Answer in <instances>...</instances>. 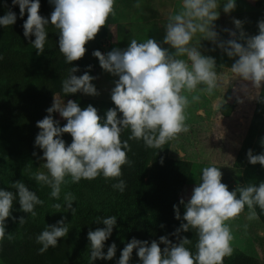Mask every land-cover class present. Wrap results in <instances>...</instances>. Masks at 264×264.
Masks as SVG:
<instances>
[{
    "label": "clouds",
    "instance_id": "clouds-1",
    "mask_svg": "<svg viewBox=\"0 0 264 264\" xmlns=\"http://www.w3.org/2000/svg\"><path fill=\"white\" fill-rule=\"evenodd\" d=\"M50 3L54 4L50 23L59 32V51L69 64L85 56L86 45L108 24L109 18L116 15V0H50ZM12 5L19 6L21 18L27 13L24 36L30 41L35 36L31 44L38 54L43 53L49 19L40 14V0H12ZM220 5L219 0H182L179 10L168 18L163 41L148 38L138 42L132 39L126 49L117 47L107 54L94 51L92 54L98 58L101 68L119 77L111 91L115 107L107 110L106 118L91 104L86 108H81L74 100L61 104L55 95L53 105L47 109L49 115L37 121L40 131L35 138V145L43 150L41 159L50 175L44 172L33 174L37 182L51 188V197L60 199L61 186L68 182L67 177L72 183H79L82 179L91 181L100 175L112 179L121 177L122 167L131 164L127 156L131 151L129 140L142 139L148 148L163 149L166 143L189 131L187 109L192 102L200 100V95L195 93L211 94L224 83L218 74L215 58L203 55L193 43L197 34L217 44L228 57H238L230 68L231 73L250 82L251 89L248 85L243 89L250 98H254L251 96L253 90L258 95L264 85V20L258 23L259 33L249 36L243 30V22L234 19L239 35L224 29L233 38L222 41L214 23L220 16ZM135 6L141 7L139 2ZM235 8L236 0H226L223 4L225 13ZM16 21L17 15L11 9L0 16V25L5 28ZM164 44L170 45L174 51L165 48ZM88 67L91 69L92 66ZM79 70L78 67L68 69L62 81V92L99 95L92 83L97 77L90 75L89 71L75 75ZM201 85L204 87L200 88ZM56 112L67 121L64 126L53 118L52 114ZM128 129L131 135L122 140V133ZM65 133L72 137L70 144L62 138ZM261 144L264 146V139ZM247 157L251 164L264 166V153L253 154L249 149ZM222 176L219 167L203 168L201 180L190 199L185 202L182 198L179 202L185 208L183 217L179 205H173L175 218L186 221L169 234L176 237L175 243L168 235L150 243L133 238L123 248L117 264H130L134 250H137L142 264H224L225 257L233 253L234 235L228 222L238 218L246 206L247 219L258 218L256 206L264 211V182L259 186L238 184L230 191L222 182ZM112 186L124 192L126 182L120 179ZM11 187L16 191L0 189V245L6 238L7 219L17 220L12 215L15 200L18 199L20 210L32 217L37 215L35 207L44 204L23 181L14 182ZM75 199L71 192L65 193L63 205L56 203L52 207L57 210L64 207L65 212L70 210L74 216ZM18 222L23 224L26 219L21 216ZM96 223L105 227L88 232L91 264L98 258L112 260L117 251L113 242L104 252L105 242L117 225V217H98ZM190 229L195 230L198 237L195 252L188 247L192 241L181 235ZM68 233L66 216L55 225H48L36 237V242L42 245L39 252L43 254L49 247H56L60 238ZM7 239H12L11 235ZM161 244L166 246L161 248Z\"/></svg>",
    "mask_w": 264,
    "mask_h": 264
},
{
    "label": "rangeland",
    "instance_id": "rangeland-1",
    "mask_svg": "<svg viewBox=\"0 0 264 264\" xmlns=\"http://www.w3.org/2000/svg\"><path fill=\"white\" fill-rule=\"evenodd\" d=\"M137 2L140 3V8L135 6ZM225 2L226 0H219L221 4L218 9L220 16L214 22L220 40L226 41L233 38L224 29H229L239 35V29L233 22L234 19L243 22V30L247 35L253 36L259 33L258 23L264 20V9L257 7L254 0H236V8L230 13H225L223 11ZM181 3L182 0H116L115 17H110L108 24L101 29L94 40L86 45L85 56L74 61L83 68L78 74L79 76L83 75L85 71H89L90 75L97 77L92 83L100 93L97 96L81 93L82 100L76 101L81 108H86L91 104L98 109L102 116L106 107L115 106L111 100V91L115 87L114 82L119 77L103 70L98 58L94 57L92 53L99 50L107 54L117 47L126 49L132 39H136L138 42H144L148 38L163 41L168 18L179 10ZM241 42L243 43V41ZM193 43L200 48L203 55L215 58L218 74L224 83L211 94L200 91L195 93L200 95V100L192 102L187 109L186 124L189 131L179 134L176 139L163 146L168 157L186 163L185 184L181 193L183 198L191 197L194 187L201 180L202 169L205 167H219L223 173L222 182L228 185L230 191L235 190L238 184H250L258 181L264 171V166L259 163L251 164L247 157L249 149L253 151V154L264 153V146L261 144L264 139V85L258 95L253 90L251 96L254 98H250V94L243 90L244 85H248L251 89L250 82L234 77L230 71L238 57H228L217 44L203 39L200 34H197ZM163 46L174 51L170 45L164 44ZM24 51L29 55L33 67H39L42 64L41 53L38 54V50L31 43H28ZM67 64L69 63L64 60L63 65ZM59 66L61 65L58 64L57 67ZM88 66H92L91 69ZM199 87L203 88L204 86ZM10 93L11 91L4 85H0V99H7ZM55 95L61 104L67 103L68 100H62L61 96ZM226 112L229 113L226 115ZM57 120L60 121V126H64V118L60 116L59 112H57ZM17 133L18 129L14 125L0 122V166L18 176L33 178V174L36 172L49 174L44 167V160L33 159L18 152ZM62 138L67 144L72 142L70 134L65 133ZM179 153L182 155L180 156ZM66 180L68 182L61 186L59 200L51 197V188L48 185L38 182L47 189L48 197L42 210L36 212L35 217L28 213L12 210V215L17 220L14 222L9 217L6 221V238L0 245V264H22L25 242L22 224L18 222L21 216L43 230L48 225H55L57 221L67 217L69 233L60 238L56 247H49L44 252L47 263H58L80 246L81 236L73 221L72 212L70 210L65 212L64 207L60 210L52 207L56 203L63 205L65 193L71 192L75 196L73 207L76 209L92 206L107 211L114 206L113 192L108 186L111 178H104L103 175H100L99 182L94 188L83 189L74 188L70 177H67ZM247 216L248 211H244L238 218L228 222L234 235L232 255L244 252L264 264V226L258 218L249 220ZM8 235H11L12 239H7ZM113 242L117 245L113 260L118 262L123 250L121 231L116 233ZM111 244L105 246V253ZM231 256L225 258L229 259ZM98 259L92 264H98ZM76 264H91L90 248L81 254ZM130 264H142V262L131 258Z\"/></svg>",
    "mask_w": 264,
    "mask_h": 264
},
{
    "label": "trees",
    "instance_id": "trees-1",
    "mask_svg": "<svg viewBox=\"0 0 264 264\" xmlns=\"http://www.w3.org/2000/svg\"><path fill=\"white\" fill-rule=\"evenodd\" d=\"M40 14L49 19L46 27L48 39L45 50L41 53L43 62L39 67H33L29 55L24 49L28 43L35 40V36L29 38L24 36L23 24L27 19V13L21 18L19 6H13L12 0H0V16L7 13L9 9L17 15L14 25L4 27L0 25V85L11 91L7 99H0V122L14 125L18 129L16 136L17 150L21 154H26L33 159H41L43 150L35 145V138L40 129L37 121L49 115L47 109L54 103V95L58 94L62 100H82V94H64L62 92V81L68 74L70 67H78L83 70L78 63L63 65L65 57L59 51V32L50 23L51 13L54 11V4L50 0H40ZM254 4L264 9V0H254ZM67 62V61H66ZM61 65L57 67V65ZM115 106L105 108L102 117L106 118V112ZM229 112H226L227 115ZM122 117V114H119ZM57 120V112L52 114ZM67 121L63 120V125ZM131 130L122 133V140L128 139ZM131 151L127 153L130 165L122 167V176L112 179L109 188L113 192L114 206L107 211L97 209L92 206H83L76 209L73 221L77 226L81 244L68 256L55 264H76L81 254L90 248L88 240L89 230H95L105 225L97 224V218L108 216L117 217V225L113 229L112 236L105 242V246L112 243L118 231L122 233V249L133 238L141 241H159L161 236L168 235L174 243L176 237L169 235L186 221L175 218L173 205H179L181 217L185 212L184 205L179 202L185 184L186 163L172 159L166 155L165 150L148 148L143 140H129ZM34 153L36 155H34ZM163 160V163H161ZM123 179L126 182L124 192L113 188V184ZM16 181H23L31 191H35L38 197L45 202L48 197L47 189L29 176H18L14 172L6 170L0 166V189L15 192L12 184ZM99 182V176L94 180L82 179L79 183H72L77 189L94 188ZM264 182V171L260 179L250 183L259 186ZM187 202L190 198H183ZM44 205V204H43ZM43 205H37L35 211H41ZM18 199L14 201L13 211L22 212ZM245 211H248L247 206ZM258 219L264 226V211L256 206ZM164 225V227H161ZM24 248L22 264H49L44 253L39 252L42 245L36 242V237L43 231L30 220L22 224ZM188 237L192 244L188 247L193 252L196 251L195 244L198 240L195 230L181 233ZM166 245L161 244V248ZM137 250L133 251L132 258L140 261ZM98 264H117L115 260L98 259ZM224 264H261L257 258L244 252H237L229 259H224Z\"/></svg>",
    "mask_w": 264,
    "mask_h": 264
}]
</instances>
